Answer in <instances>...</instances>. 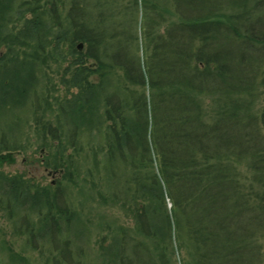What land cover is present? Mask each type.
Listing matches in <instances>:
<instances>
[{
	"label": "trees",
	"instance_id": "1",
	"mask_svg": "<svg viewBox=\"0 0 264 264\" xmlns=\"http://www.w3.org/2000/svg\"><path fill=\"white\" fill-rule=\"evenodd\" d=\"M250 1L226 16L197 0H133L122 12L141 7L134 48L113 0H0V211L15 236L58 250L55 264H86L89 197L130 222L103 223L92 261L253 264L264 113L259 123L240 103L264 54V36L247 33L264 0ZM31 145L48 152L37 161L53 184L1 170Z\"/></svg>",
	"mask_w": 264,
	"mask_h": 264
},
{
	"label": "rangeland",
	"instance_id": "2",
	"mask_svg": "<svg viewBox=\"0 0 264 264\" xmlns=\"http://www.w3.org/2000/svg\"><path fill=\"white\" fill-rule=\"evenodd\" d=\"M62 1L66 2L67 0ZM113 1L117 2L113 6L114 16H117L121 20L134 23L133 32L135 31L134 36L137 37L138 40L136 42L133 36L132 40L130 41L134 48L138 47V44L140 45L142 41V25L140 12L141 7L138 9L137 17L135 11H133L132 14L124 16L122 10L126 13V9L131 8L132 4H130V2H133V0ZM259 1L260 0H251L249 3L253 5V3ZM197 2H200V4L202 3V6L205 5L206 9H211L215 13H225L226 16H230L236 15L238 14V12L243 11L239 6L245 4L246 0H197ZM246 6L248 5H245V7ZM167 8H169L168 11L171 12L173 10L172 4H170ZM119 12H122V14H120ZM256 12L260 16V22L257 24H253L252 28H248L249 31H247V33H260L264 36V3L258 7ZM133 17L135 18L134 22L132 21ZM251 18H249V22L253 23L255 21V18ZM118 24L120 23H117L116 25ZM240 32H246V27L240 28ZM230 42V44L239 45L238 41L233 40ZM255 58L258 62L254 64V72L251 73L249 80V88L251 89V94L245 98L243 97L244 99L240 104L244 106V108L250 110V114H252L255 117V120L258 122L259 118L264 113V54L260 53ZM51 68L52 70H50V72L55 70V66H52ZM60 74L61 73L59 72V74L55 75L54 79H58ZM59 90L58 91L60 92V94H62L63 90ZM47 153L48 152L46 151L43 153L41 150L37 149L36 145H31L29 146V148L27 147L26 151L21 154L13 153L15 162L13 164L2 165L1 170L9 174H22L25 177L33 178L42 184H53L54 182H56L57 176L45 171L37 161L41 159L43 155H47ZM86 189L89 188L87 187ZM87 196H89V194H87ZM81 202L82 220H85V223L87 224L86 227L91 229V234H89L91 238L90 247L94 250L96 248V241H101L100 238L104 234L99 229H102L103 223L105 221L114 220L116 224L125 223L127 226L128 224H130V222L124 218L121 210H119L117 207L115 208L111 206L96 205L89 197H86L83 200L81 198ZM91 219L92 222L88 224L87 221ZM15 233L16 232L13 230V226L7 220L5 215L0 211V264H55L52 261V256L54 255L59 257L58 250L51 256L50 251H43V248H39L37 244L34 245L33 241L32 245H28L27 241L23 237L15 236ZM259 235L260 237L258 238V240L257 238L254 239L257 240L256 245L258 246L256 249L255 262L253 264H264V229L262 230V233H259ZM72 236H74L73 233L70 235L69 246L70 249H72V253L76 255V253L73 251L74 248L72 244L74 243V240L72 239ZM84 239L85 237L81 236V239L77 242V244L81 246L83 245L82 254L83 256L88 257V261H86V264H100L98 260L92 261L94 250L85 248V245L83 243ZM32 246H34V248ZM55 246L58 249L59 244L57 243V240ZM84 252L87 255H84ZM76 256L73 257V261L70 264H78L77 260L79 258H77Z\"/></svg>",
	"mask_w": 264,
	"mask_h": 264
}]
</instances>
